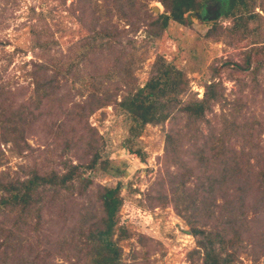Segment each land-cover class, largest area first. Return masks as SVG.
I'll return each instance as SVG.
<instances>
[{
  "label": "rangeland",
  "instance_id": "1",
  "mask_svg": "<svg viewBox=\"0 0 264 264\" xmlns=\"http://www.w3.org/2000/svg\"><path fill=\"white\" fill-rule=\"evenodd\" d=\"M113 1L0 0V120L3 114L13 116L19 118L21 126V130L4 135L0 125V178L16 174L25 177L30 169L62 172V157L73 163L86 161L88 157L81 149L63 150V143L66 139L75 141L87 131L88 135L94 133V137H100L103 159L97 167H87L85 175L94 178L90 191L99 184L120 183L125 202L115 237L124 232L119 242L123 248L121 263L203 264L198 256L192 262L189 259L196 247L190 221H200L209 228L217 222L223 227L221 214L226 213V198L236 199V184L223 182L225 192L217 194L216 202L201 211L194 206L201 197V192L196 195L192 191L196 175L187 180L184 197L178 186L181 178L176 175L183 171L184 164L193 166L194 173L199 174L208 166L220 170L224 161L240 156L243 166L249 160L242 174L250 175L252 188L239 214L234 264H264V203L256 202L264 171V66L256 74L254 63L242 71L234 67L235 63H244L251 42L264 43V0H253L248 6L259 13L251 23L258 27L252 31L255 39H238V43L233 42L237 37L229 31L235 17L218 20L221 28L210 35L207 32L213 22L193 18L184 25L170 20L155 37L149 34V22L165 11L160 0H122L130 17L115 14ZM248 9L242 7L243 11ZM103 27L117 39H104L102 46L95 39L93 48L85 46L84 40ZM159 56L186 73L190 90L180 96L184 100L202 98L207 83L221 82L223 97L206 112L204 121L189 129L182 115L176 121L147 124L140 136L127 143L134 122L115 101L98 107L88 117H79L78 113L89 111L78 104L89 99L90 91L97 89L100 95L117 92L119 101L129 86H141L148 80ZM43 60L53 66L50 72L70 70L58 73L55 94L37 104L32 71L34 63ZM113 67L127 80L118 81L116 74L110 75ZM100 78L103 84L96 85ZM22 109L25 111L19 112ZM171 129L177 139L170 148L174 152H167L166 135ZM243 131L252 132L259 146L249 144ZM207 136H211L208 142ZM221 142H225V155L221 154L223 150L217 153L219 148H213ZM126 144H133V150ZM86 197H66L67 213L60 215V220L61 202L45 206L39 232L31 224L17 227L13 223L17 221L15 211L1 212L0 225L5 231L0 233V264L16 263L28 246L38 255L37 264H69L64 247H58L57 242L74 224L83 203L89 201ZM236 204L241 205L238 201ZM233 229L228 230L229 236Z\"/></svg>",
  "mask_w": 264,
  "mask_h": 264
},
{
  "label": "trees",
  "instance_id": "2",
  "mask_svg": "<svg viewBox=\"0 0 264 264\" xmlns=\"http://www.w3.org/2000/svg\"><path fill=\"white\" fill-rule=\"evenodd\" d=\"M165 7V11L159 14L156 19L149 22L151 30L149 33L157 37L168 26L170 20H174L181 24H188L193 18H197L201 22H213L212 27L207 32L210 35L212 32L221 28L218 20L221 18L235 17L234 25L229 29L232 36H236L233 42L238 43V39H255L252 36V31L258 29L257 26H252L251 23L259 16V13L254 9L249 8L250 2L253 0H160ZM134 2V0H133ZM115 8V14L119 13L125 17H130V12L125 7L122 0H115L111 3ZM132 6L134 3L129 1ZM252 4V3H251ZM247 8L243 11L242 7ZM253 7V6H252ZM113 10L111 9L110 12ZM84 40V45L93 48V44H97L95 39L100 40V46L104 44V39H117L116 36L109 31V29L102 28L93 35ZM110 41V40H109ZM238 41V42H237ZM41 44V43H40ZM45 45V44H42ZM49 60V59H48ZM52 61V60H51ZM254 63L253 72L256 74L260 66H264V43L258 41L251 42L248 51L246 52L244 63H235L234 67L237 71H242L250 68ZM34 70L32 71V78L34 82V93L36 94L37 104L43 102L46 97H51L59 88L58 73L63 69H54L50 72L51 64L47 60L34 63ZM53 67V66H52ZM51 67V68H52ZM70 70V68H68ZM68 69H64L68 70ZM113 75L118 76L119 80H127V76L117 71L113 67L109 71ZM109 75V73H108ZM98 84H103L102 79H98ZM220 81H212L205 85V92L202 98L191 97L187 100L180 96L187 94L190 90L189 79L186 73L178 68L175 64L167 62L162 56L157 57L154 61L148 80L141 86H129L127 92L123 97L117 101V92L100 95L96 89L89 92V99H86L80 105L82 110L89 108L88 113H78L88 117L95 109L101 106L110 104L115 101L127 116L133 119L130 126V136L126 141L131 142L132 138L141 135L143 128L147 124L164 123L167 119L176 121L181 115L186 116V125L188 129L205 120L206 112L209 111L213 104L221 100L223 91ZM25 108V107H24ZM25 110L22 109L24 112ZM7 117L3 114L0 120L4 135L9 132L21 130L18 119ZM21 118V117H20ZM8 121L10 124H4ZM87 131L80 135L78 139L72 141L66 139L64 141L63 150H70L72 148L81 149L88 159L86 161L73 163L71 159L62 158L60 162L63 166V171L56 169L40 172L38 169H30L25 177L19 174L8 177V179L0 178V213L5 212L6 209H11L17 214V221L13 223L17 227L21 224H31L35 232H39L41 221L43 218V208L45 206L56 205L55 201L62 204L59 209L58 220L60 215L67 213L65 205L66 197L78 194L87 196L89 199L87 203H83L79 209V215L72 226L67 228L64 238L57 242L58 247H64V256L69 264H122L123 248L120 245V240L124 236V232L115 237L116 227L119 223V213L124 205L125 199L120 194V183L115 186L97 185L95 191H90L94 183L93 175H85V169L97 167L103 155L101 147L99 146L100 137H94V133L88 135ZM196 136V132H194ZM227 135L226 132H223ZM242 136L249 144L258 147V142L251 137L252 132L243 131ZM10 136V135H9ZM222 136V137H224ZM206 137V141H209ZM4 138V137H3ZM7 138V137H6ZM174 130L171 129L166 135V151H173V144L176 142ZM211 139V138H210ZM225 142L214 144L213 148H219L217 153H221L225 149ZM133 150V144H126ZM222 146V147H221ZM252 148V147H251ZM174 152V151H173ZM223 150V155L224 154ZM64 153V152H63ZM142 156L141 151H138ZM220 154V156H221ZM143 158V156H142ZM240 156H237L233 161H224L225 165L214 166L209 169H201L199 174L194 173L193 166L185 165L179 176V188L183 189V197L186 195V182L192 175H196V185L193 188V194L198 195L201 192L199 203H196V209L205 211L207 206L216 202L217 194L225 192L223 182L231 180L236 184V199L228 200L224 205L226 213L221 214L225 225L220 227L216 222L213 227H206L205 223H198L200 221L192 220L191 233L196 237V247L189 253V259L194 260L195 256L202 259L203 264H234L237 257L235 240L239 236L236 232L238 228L239 214L243 210L245 200L251 192V177H246L242 174L243 168L248 164L249 160H245L244 166L239 161ZM247 161V163H246ZM258 161V158H257ZM250 172V171H249ZM262 180L260 183V191L257 193L256 202L264 203V171L261 172ZM244 176L242 178L241 176ZM240 202L238 206L236 202ZM228 209V211H227ZM197 216V215H196ZM198 217V216H197ZM4 220V219H3ZM22 226V225H21ZM235 229L233 235H228L229 229ZM233 229V230H234ZM5 229L0 225V233H4ZM10 232V230H8ZM8 232V233H9ZM233 248L232 250H229ZM33 248L28 246L19 260L13 264H37L38 255L33 253ZM63 264V263H56Z\"/></svg>",
  "mask_w": 264,
  "mask_h": 264
},
{
  "label": "water",
  "instance_id": "3",
  "mask_svg": "<svg viewBox=\"0 0 264 264\" xmlns=\"http://www.w3.org/2000/svg\"><path fill=\"white\" fill-rule=\"evenodd\" d=\"M155 10L158 11V8L156 7Z\"/></svg>",
  "mask_w": 264,
  "mask_h": 264
}]
</instances>
